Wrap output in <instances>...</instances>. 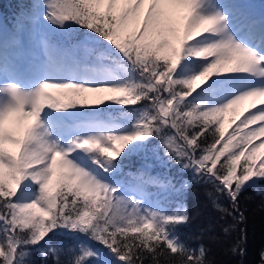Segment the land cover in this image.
I'll use <instances>...</instances> for the list:
<instances>
[{"label": "snow or ice", "instance_id": "1", "mask_svg": "<svg viewBox=\"0 0 264 264\" xmlns=\"http://www.w3.org/2000/svg\"><path fill=\"white\" fill-rule=\"evenodd\" d=\"M262 149L264 11L246 0H27L0 23V264H214L179 231L194 182L243 256Z\"/></svg>", "mask_w": 264, "mask_h": 264}, {"label": "trees", "instance_id": "2", "mask_svg": "<svg viewBox=\"0 0 264 264\" xmlns=\"http://www.w3.org/2000/svg\"><path fill=\"white\" fill-rule=\"evenodd\" d=\"M264 4V0H258ZM27 0H0V22L5 26L12 27L18 12H20ZM94 97L97 94H89ZM100 107H103L101 105ZM123 106L117 109L108 110L111 116L119 117ZM108 115V113H105ZM231 114H229L230 118ZM226 130L231 131L226 121ZM233 125L232 127H234ZM185 178L190 179L191 173ZM212 185L193 183L187 194V205L192 216L191 223L181 227L179 231L183 238L196 248L203 244L209 249L208 256L214 264H264L261 259V252H264V184L246 190L241 197L242 210L245 211L246 223L240 227L247 230L246 252L243 256L234 254L231 249L237 241V232L231 229L233 220L231 216L221 213L213 204L208 192ZM220 203L229 206V201L221 197ZM229 231L225 232L224 229ZM64 244L68 248L75 244V241L68 238L54 240L53 245ZM68 255L62 259H69ZM50 262L55 257L49 258Z\"/></svg>", "mask_w": 264, "mask_h": 264}, {"label": "rangeland", "instance_id": "3", "mask_svg": "<svg viewBox=\"0 0 264 264\" xmlns=\"http://www.w3.org/2000/svg\"><path fill=\"white\" fill-rule=\"evenodd\" d=\"M248 1H249L250 3L253 1V2L255 3V5H259V3H260V1H258V0H248ZM248 1H246V2H248ZM249 2H248V3H249ZM258 2H259V3H258ZM251 5H252V4H251ZM260 9H261L260 12H261V11H264V8H263V7H260ZM260 154L264 155V149L261 150V153H260Z\"/></svg>", "mask_w": 264, "mask_h": 264}]
</instances>
